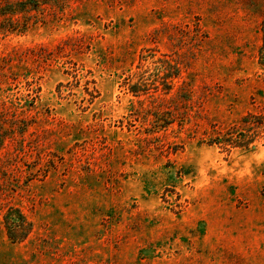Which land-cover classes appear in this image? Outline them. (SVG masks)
<instances>
[{"label": "rangeland", "instance_id": "rangeland-1", "mask_svg": "<svg viewBox=\"0 0 264 264\" xmlns=\"http://www.w3.org/2000/svg\"><path fill=\"white\" fill-rule=\"evenodd\" d=\"M0 264H264V0H0Z\"/></svg>", "mask_w": 264, "mask_h": 264}]
</instances>
